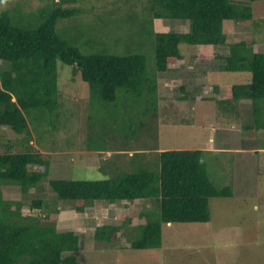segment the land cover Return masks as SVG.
<instances>
[{
    "label": "rangeland",
    "instance_id": "rangeland-1",
    "mask_svg": "<svg viewBox=\"0 0 264 264\" xmlns=\"http://www.w3.org/2000/svg\"><path fill=\"white\" fill-rule=\"evenodd\" d=\"M145 1L67 2L80 11L60 19L58 26H67L66 36L84 52L143 53L147 73L158 78L157 94L119 89L116 100H101L74 73L75 66L58 60L56 105L50 114L35 117L34 111L28 119L30 145L25 135L0 126V153L32 147L49 158L48 177L25 194L16 185H3V197L21 200L23 214L45 216L58 230L79 232L74 252L79 264H264V127L254 130L263 121L255 119L249 99L235 100L228 91L250 82L251 74L221 68L223 58L217 54H227V46L186 43L180 45L182 59L164 72L156 71L153 34L185 32L189 21L154 18ZM22 2L24 12L49 4ZM250 5V21L226 20L223 31L228 42L245 39L254 51L264 52V0ZM133 11L137 17L130 18ZM75 27L83 28L76 32ZM201 147H206L210 178L220 188L229 186L232 194L209 198L207 222L162 223L159 247H130L138 237V214L153 206L150 200L95 201L78 212L73 201L57 199L48 183L106 179L145 167L158 172L159 151ZM32 198L44 200L43 207L32 208ZM103 223L121 226L114 242L94 239L95 227Z\"/></svg>",
    "mask_w": 264,
    "mask_h": 264
},
{
    "label": "trees",
    "instance_id": "trees-1",
    "mask_svg": "<svg viewBox=\"0 0 264 264\" xmlns=\"http://www.w3.org/2000/svg\"><path fill=\"white\" fill-rule=\"evenodd\" d=\"M22 1L0 0V126L30 137L28 119L34 111L35 117H40L50 114L56 105L58 60L75 66L74 73H79L91 95L101 100H116L119 89L138 95L157 94L158 78L155 73H147L143 53L84 52L66 36L69 28L59 27L58 21L79 13L77 6L67 4L75 0H47L49 4L35 12H24ZM253 1L258 0H146L143 7L154 18L189 21L185 32L153 34L156 71L164 72L182 59L183 43L203 48L227 46V54H217L223 58L221 68L251 74L250 82L228 89L230 97L250 100L255 119L263 118V122H256L257 130L264 127V52L254 51L245 39L228 42L223 31L226 20L250 21ZM9 2V7L1 8ZM133 14L137 17L138 12L133 11L129 17ZM80 28L74 30L81 31ZM30 140L27 138L25 144L30 145ZM7 142L12 141L8 138ZM49 164V158L32 147L0 153V264H79L74 255L79 232L58 230L55 222L45 216L23 214L21 200L3 197V185H16L23 194L38 187L48 177ZM158 165V172L145 167L133 172L118 171L106 179H50L48 183L57 199L73 201L78 212L95 201L150 200L153 206L138 214L139 222L134 227L138 237L131 240L130 247H159L162 223L207 222L209 198L230 196L232 192L229 186L220 188L210 178L205 150L164 149L159 151ZM43 205L44 200L31 199L32 208ZM120 229L119 225L99 224L93 237L112 243Z\"/></svg>",
    "mask_w": 264,
    "mask_h": 264
},
{
    "label": "crops",
    "instance_id": "crops-1",
    "mask_svg": "<svg viewBox=\"0 0 264 264\" xmlns=\"http://www.w3.org/2000/svg\"><path fill=\"white\" fill-rule=\"evenodd\" d=\"M242 100V99H241ZM250 104H251V102H249ZM254 130H256V129H254ZM203 148H206V147H201V148H196V149H202L203 150ZM208 148H210V146L208 147ZM164 150V149H163ZM205 150V149H204Z\"/></svg>",
    "mask_w": 264,
    "mask_h": 264
}]
</instances>
